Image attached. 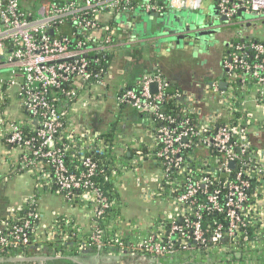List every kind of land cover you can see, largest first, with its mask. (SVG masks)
<instances>
[{"label": "built area", "instance_id": "obj_1", "mask_svg": "<svg viewBox=\"0 0 264 264\" xmlns=\"http://www.w3.org/2000/svg\"><path fill=\"white\" fill-rule=\"evenodd\" d=\"M131 1L72 0L42 5L36 14H30L22 10L18 0H0V70H4L0 73V93L12 92L19 106L35 120L28 124L35 136L27 137L20 120L0 118L7 126L4 140L27 148L19 159L25 170L38 159L45 160L60 191L88 189L86 194L94 201L89 244L101 250L109 244L100 221L110 202L95 186L97 164L85 158L82 170L71 172L64 162L65 149L57 146L55 136L69 107L66 103L90 85H104L106 76L101 77L102 69L95 68V55L103 57L113 43L110 27L100 28L94 15H111L128 8ZM201 2L164 0L158 4L145 0L138 6L158 13L164 8L195 10ZM216 7L228 21L242 12L264 18V0H218ZM67 22L86 35L77 39L74 30L62 31L68 28ZM220 71L203 92L177 89L167 96L168 82L160 72H153L142 75L135 87L124 86L115 95L119 105H128L160 123L153 128L155 143L150 156L161 169V183L169 189L174 216L168 221L164 241L151 235L130 244L132 250L145 256L173 252L176 240L187 253L208 240L245 245L251 233L264 240V43L245 41L243 32H238ZM220 81L227 83L226 88H220ZM65 84L72 85L63 87ZM52 89L63 96L66 103L62 107L53 104ZM166 98H184L179 102L186 101L180 115L164 113L161 103ZM29 201L35 202L33 197ZM205 216L211 218L213 227L209 237ZM38 218V212L30 211L6 233L2 232L5 221H1L0 258L6 252L14 263L24 260L19 249L29 244L34 231L31 224ZM116 243L124 247V242ZM252 248L258 252L264 249L257 244Z\"/></svg>", "mask_w": 264, "mask_h": 264}, {"label": "crops", "instance_id": "obj_2", "mask_svg": "<svg viewBox=\"0 0 264 264\" xmlns=\"http://www.w3.org/2000/svg\"><path fill=\"white\" fill-rule=\"evenodd\" d=\"M50 1L53 0H18L22 10L30 14H36L40 6L47 5ZM57 1L66 2L68 0ZM203 1L204 0H202L201 3H203ZM158 16L160 15L154 13V15L150 17V21ZM233 21L230 22L234 23ZM147 22L142 24L140 31H143L142 29L145 27H153L152 24H149V21ZM234 32L233 30H224L220 32L217 34L216 42L211 44L207 50L201 54H192V56H190L182 51L173 55H163L161 52L158 53L157 56L156 54L154 55L148 52L145 54V58L141 57V49L143 47L142 40L145 39L141 35V32L135 36H131L130 41L127 40V36L123 33L119 35L118 42L112 47L114 60L117 53L123 51V46L125 44L135 43L138 49L136 52L133 51V53L139 65H137L135 69L134 67L130 69L123 67L117 71L109 69L103 86L90 85V87L88 86L89 88H85L80 93L79 98L67 108V124L64 130V134H67L73 131V129H76L89 141V143L94 142L100 132L93 131L92 127L95 125L96 119L93 118L94 112H91L87 107L90 105V101H97L95 104L100 106L104 98L99 100L98 95L104 97L110 92L109 90H113L114 107L118 111L117 118L121 120H117L118 122H116L117 125L123 124L124 128L122 130L123 133L118 131V134L113 138V140H115L114 154L118 156L116 168L119 170L118 173L111 175L110 180L118 194L119 211L118 216H107L104 220L105 227L106 229L108 228V232L104 235L109 244L102 250L97 249L91 246L88 239L85 237L90 234L92 230V207H68L61 202V207H59V209H50L51 206L49 205L47 197L44 201H42L43 199L40 197L38 204L42 214L40 218L41 225H49L52 219L58 214L69 215L77 225L76 233L78 241L76 245H69L67 247H65L66 242L62 241L58 244L56 249L51 247L48 248L42 242L40 243L37 241V245L34 244L25 251L24 260L20 261L21 263L17 262V264H171L172 260H175L171 259L170 262L163 263L151 257V255L145 256L139 251L132 250L130 247V244H134L141 239L154 235L157 228L162 229V225H165L169 219L174 216V208L169 199V189L161 185V170L160 172L156 171L155 166L158 164L150 156V149L155 143L154 127L151 124L150 118L139 114L135 110L134 113H129L127 109L128 105H119L115 100V95L117 91L124 86L134 84L142 75L153 73L157 69H160V72L164 74L165 78L172 83H176L180 89L193 94L203 92V88L206 87V84H208L210 80L218 78L221 75L220 65L222 59L228 53L229 42H231L234 36L238 37V33L235 34ZM247 34V32H243V36H247ZM128 55H130L129 52ZM197 55L199 58H195ZM100 88H102V90H99ZM107 89L109 92L106 91ZM93 93L96 94L92 96ZM8 100H16L12 92L0 93V118H8L11 120L24 119L22 117H13V115H16V112L19 111V108H17L18 103L15 102L14 108L10 109L9 107H11V104L8 103ZM6 128V124L1 121L0 191L6 193L7 190H11V186H13L14 189L15 184L12 181L13 177L16 175H18V177H23L25 175H30L32 177V175H35L36 177H32V180L26 179L23 185L24 188L19 192H13L18 194L17 202L11 203L7 201V195L1 196L0 221L7 218L11 211L20 208L32 197L33 190L37 185L35 181L41 179L40 181L42 182H48L45 173L40 172L41 166L39 167V164L36 168L38 171H33V168L25 170L20 166L19 155L22 149L5 142L4 137ZM70 138L71 136L68 135L67 139H69V141ZM139 168H142L143 171L148 170V173H150L144 177L146 184L145 190H143L141 196L144 199H152V201L163 199L161 200L163 205L160 216L153 221L144 220V222L140 224L124 214L126 210H122L120 199V196L122 198V191L126 189V177L131 176L130 174L136 172V169L138 170ZM45 193L48 192L45 191ZM123 238H126V241L124 242V247H121L117 245L116 242L117 240L123 241Z\"/></svg>", "mask_w": 264, "mask_h": 264}, {"label": "trees", "instance_id": "obj_3", "mask_svg": "<svg viewBox=\"0 0 264 264\" xmlns=\"http://www.w3.org/2000/svg\"><path fill=\"white\" fill-rule=\"evenodd\" d=\"M72 1V0H68ZM78 3L81 2V0H74ZM158 4H163L164 0H154ZM213 5L216 6L218 0H212ZM67 2V1H66ZM143 2V0H132L131 4L126 9H119L116 10L113 14L107 15L104 13L95 14L94 18L98 22V26L100 28L106 26H109L111 29L110 35L111 40L113 43V46L116 42L119 40V35L123 33L127 36V40L130 41L131 36H135L139 34V32L142 33L144 30H149L148 28L142 29L143 31H140L142 24L144 22L150 21V17L154 15V12H145L142 9L139 8L138 4ZM52 3H60V1L53 0L50 1L48 5ZM20 6V3H19ZM136 9H139L136 14ZM171 10L164 8L160 12L156 13L160 16L164 15V13H170ZM142 15H146L147 17H143ZM142 16V17H141ZM158 16V17H160ZM241 16L240 14H237L235 17H233L229 21L235 22L238 17ZM144 18V19H143ZM157 18V17H155ZM154 18V19H155ZM143 22L140 26L136 25L138 22ZM65 28L61 29L62 31L72 29L74 30V23L73 22H67ZM148 23V22H147ZM243 32V31H242ZM87 32L84 34L81 31L74 30L75 37L79 39L83 35H86ZM91 34L100 36V33L95 32H89ZM237 36H234L233 39H231V42L237 40ZM236 38V39H235ZM244 40L249 41H258L263 42V39H259L254 37L253 35L247 34V36H244ZM229 42V45L231 44ZM132 44V43H131ZM131 44H125L123 47L126 48L127 45ZM228 45V46H229ZM144 47V46H143ZM227 53V52H226ZM154 55L158 53H153ZM98 58V62L96 63L95 68L98 70L102 69V72L100 73L101 77L107 76L109 73L110 65L114 60V54L112 52V49L109 53H106L103 57L100 54L95 55ZM158 56V55H157ZM226 56V55H225ZM154 72H160V69L155 70ZM161 73V72H160ZM163 78L168 82V89L166 91V95L169 96L173 94L174 91L177 89H180V87L176 83H172L167 78H165L164 74L161 73ZM72 85V84H65L63 85ZM131 88L136 86V82L134 84L128 85ZM207 86V84H206ZM90 87V86H89ZM88 87V88H89ZM181 90V89H180ZM122 92V89L118 90L117 93ZM93 93L92 96H94ZM51 98L54 99L53 104L55 106L62 107L66 102L62 99L63 96L59 94L56 90L50 91ZM80 94H77V96L72 99L71 102H67L66 104L70 106L73 102H75L79 98ZM18 100V98H16ZM184 98H166L162 103L161 106L164 110L165 114H172L174 116L180 115V110L184 106V101L182 104H180V101H183ZM178 103V104H177ZM19 110L24 113L25 117L24 119H21L22 122V131L23 134L27 137H33L35 136V130L31 129L28 124L33 123L35 120L33 117H31L27 111H25L23 108L18 106ZM151 124L153 127H157L160 125L159 122L154 120L152 116H149ZM66 115L62 118V126L57 132L55 136V141L58 147L64 148V162L67 166V168L74 173H78L82 170V161L85 158H89L92 161H94L97 164V174L93 178L95 181V186L99 188V190L107 197L108 201L110 202V207L105 210L103 214V221H100V227L103 229L104 234L107 233L108 228L106 229L104 220L107 216H118L119 211V199L118 194L116 190L113 187V183L111 182V175L118 173V168H116L117 163V155L114 153V141L113 138L116 134H118L117 128V122H111L110 126L104 131L100 132L98 136L95 138L94 142L89 143V141L81 135L79 131L76 129H73V131L68 132L67 134H64V130L66 129ZM70 135V141L67 139V136ZM17 147V146H15ZM22 152L19 155V157L22 155L24 151L27 152V148H21ZM154 159V158H153ZM39 164V167L41 166L40 172H44L45 176L47 177V181L49 182H42L40 180L35 181L36 187L33 190L32 197L34 199V203H31L29 200H27L23 206L20 208L11 211L7 218L3 219L2 221H5V226L2 230L3 233H6L8 228H10L11 225L15 223H20L23 221L27 214L30 211H35L39 213V218L32 222L31 226L33 227L34 231L30 234V240L29 244L27 246H21L19 251H25L32 245H37L38 242H42L45 246L48 248L51 247L53 249H56L58 247V244L62 241H65V247L69 245H76V242L78 241L77 238V225L75 224L73 218L66 214H58L56 215L52 221L49 223V225H41L40 218H41V211L40 206L38 204V200L40 198V194L42 193V190L48 193H54L58 195L61 198V202L63 205H66L68 207L78 206V207H92L94 206V201L86 194L88 191L87 188H76L74 190L68 191H60L53 180V172L51 170V167L45 160L38 159L37 163L32 167L33 171H38L36 168ZM31 168V169H32ZM32 177H36L35 175H32ZM41 184V185H40ZM163 187H166L164 184H161ZM162 189V188H161ZM204 224H207L206 228L208 229L207 236H210V233L212 232V222L211 218L209 216L204 217ZM1 223V221H0ZM162 229L157 228V230L154 232V238L160 241H164V233L165 230L168 229V222L165 225H162ZM162 230V231H161ZM89 236H85L89 241ZM107 240V238H104ZM126 238H123L122 242H125ZM252 241L254 243H252ZM192 245V242H188ZM254 244L259 245V247L264 248V240L259 239L257 236H252V233L250 235L249 241L245 242V245H234L233 241L228 242L227 240H224L220 243H214L210 240L207 241V244L205 245H198L193 248L192 254L190 255V259L192 260L191 263L188 264H264V249H261L260 252L256 248H252ZM63 247V246H62ZM174 251L168 254H164L162 256H151L153 258L158 259L160 262L167 263L170 262L171 259H182L181 252L182 249L179 247V240L175 241V248ZM223 251V252H222ZM184 252V251H183ZM3 258H6L8 254L6 252H3L1 254ZM149 256V255H148ZM192 256H194L192 258ZM196 256H198L196 258ZM198 259V260H195ZM169 260V261H168ZM181 261V260H180ZM207 261V262H205ZM178 262V261H177ZM176 264H181L176 263Z\"/></svg>", "mask_w": 264, "mask_h": 264}, {"label": "rangeland", "instance_id": "obj_4", "mask_svg": "<svg viewBox=\"0 0 264 264\" xmlns=\"http://www.w3.org/2000/svg\"><path fill=\"white\" fill-rule=\"evenodd\" d=\"M145 1V0H143ZM213 1L212 0H204L202 3V7H209V9L212 11L213 8ZM139 9H136V14ZM179 13H186L187 11H190L191 13H197V11L194 10H189V9H180L177 10ZM143 17H147L146 15H142ZM141 16V17H142ZM148 18V17H147ZM144 19V18H143ZM138 22L137 24H139ZM136 24V25H137ZM226 30H242L243 32H247L249 35H253L256 38L263 39L264 40V18H259L258 16H255L254 14L250 12H242L241 16L236 19L233 25H230L226 28ZM143 46V45H142ZM138 46L135 43H132L131 46L127 45L126 48L123 49V51H120L117 53L115 60L111 63L110 69L112 71H117L120 70L123 67H126L128 69L133 68L137 65H139L135 58H134V53L133 51H137ZM183 49V50H182ZM141 57L145 58V54L149 52V49L146 48L145 46L142 47L141 49ZM184 51L186 54L192 56L190 48H171L169 51L162 52L163 55H173L177 54ZM128 52L130 55H128ZM132 52V53H131ZM201 54V53H199ZM195 58H199L197 55ZM193 60V59H192ZM194 61V60H193ZM4 70H0V73H3ZM99 90H102L100 88ZM109 92L106 96H101L98 95V99H103V102H101L100 106H97L95 102H89L90 105L87 107V109L91 110L93 113V118L95 120V125H93V131L95 132H104L111 124V122H116L117 120H120L117 118L118 111L114 107V97H113V90H106ZM101 94V93H100ZM101 97V98H100ZM15 102L18 103L17 106H19V101L16 99L15 101L13 100H8V103H10L11 107L10 109H13L15 106ZM99 105V104H98ZM9 106V104H8ZM18 108V107H17ZM128 112L129 113H134V108L128 106ZM136 111V110H135ZM16 115H13L14 118L22 117L24 118L25 115L23 112L20 110L16 112ZM1 115V114H0ZM69 115V114H68ZM87 118V116H86ZM121 121V120H120ZM110 122V123H109ZM118 122V121H117ZM123 124L117 125V130L120 133H123ZM92 131V133H93ZM156 171L160 172V167L158 165L155 166ZM147 171H143L142 168H139L138 170L136 169V172H132L130 175L127 176L125 179V185L126 189L122 191V198L121 199V208L122 210H126L124 213L127 217L131 218L132 220L136 221L137 223H142L144 220L146 221H153L155 220L158 216H160V211L163 205V202L161 200L163 199H156L155 201L149 200V199H144L141 195L143 190H145V184L146 181L144 180V177L149 175ZM32 180V177L30 175H25L23 177H18V175L13 177V181L15 186L13 189V186L10 187L11 190H7L6 193L0 191V200L2 195H7V201L9 202H15L18 200V194L13 193L14 191H20L24 188L25 180ZM42 201L47 199L49 200V205L51 206L50 209H59L61 207V198L54 194V193H45L42 190L41 196ZM17 202V201H16ZM192 252L187 253V252H181V257L182 259H177V260H172L171 264H176V263H181V264H188L191 263L192 260L190 259V255ZM194 256H192L193 258ZM198 256H196L197 258ZM195 260H198L196 259ZM181 260V261H180ZM13 260H10V258H3L1 256L0 258V264H13ZM178 261V262H177ZM207 262V261H205ZM17 264V263H15Z\"/></svg>", "mask_w": 264, "mask_h": 264}, {"label": "water", "instance_id": "obj_5", "mask_svg": "<svg viewBox=\"0 0 264 264\" xmlns=\"http://www.w3.org/2000/svg\"><path fill=\"white\" fill-rule=\"evenodd\" d=\"M194 11L197 13L171 11L149 21L153 27L142 33L145 38L142 40V45L149 49V53L167 52L175 47L190 48L191 54H199L216 42L217 34L234 24L221 16L216 6H213L212 11L209 7L202 6ZM142 23L141 21L139 24ZM240 31L242 30H235L234 33L237 34ZM226 85L224 81L219 83L220 88L223 89ZM151 90L156 91L155 84L151 85Z\"/></svg>", "mask_w": 264, "mask_h": 264}]
</instances>
